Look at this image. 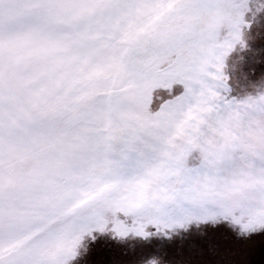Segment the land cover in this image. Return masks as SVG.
I'll use <instances>...</instances> for the list:
<instances>
[{"label":"snow or ice","instance_id":"1","mask_svg":"<svg viewBox=\"0 0 264 264\" xmlns=\"http://www.w3.org/2000/svg\"><path fill=\"white\" fill-rule=\"evenodd\" d=\"M258 37L264 0H0V264H248Z\"/></svg>","mask_w":264,"mask_h":264},{"label":"rangeland","instance_id":"2","mask_svg":"<svg viewBox=\"0 0 264 264\" xmlns=\"http://www.w3.org/2000/svg\"><path fill=\"white\" fill-rule=\"evenodd\" d=\"M256 46L264 47V40L257 38ZM253 71L257 77L264 73V63L257 62ZM157 244L165 243L156 241ZM179 246V242H177ZM248 264H264V237H257L247 245ZM131 260L130 249L124 245H118L115 242H101L94 249V255L91 264H129Z\"/></svg>","mask_w":264,"mask_h":264}]
</instances>
